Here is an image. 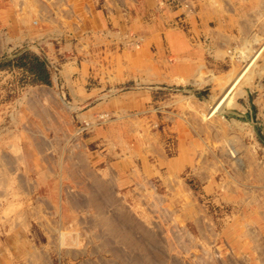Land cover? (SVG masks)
<instances>
[{
	"label": "rangeland",
	"instance_id": "obj_1",
	"mask_svg": "<svg viewBox=\"0 0 264 264\" xmlns=\"http://www.w3.org/2000/svg\"><path fill=\"white\" fill-rule=\"evenodd\" d=\"M13 1L0 51L6 37L19 39L18 21L63 24L53 22L51 0ZM152 5L136 22L124 12L118 36L103 34L128 42L130 58L105 45L108 56L83 63L79 43L46 31L0 54V264H28L31 245L49 264H264V0ZM207 28L225 45L220 63L210 50L199 77L171 71L178 57L197 56L194 32ZM20 34L33 39L29 29ZM154 43L166 60L157 45V57L145 55ZM38 119L47 126L35 132ZM101 180L114 201L103 213L89 204L107 201ZM103 216L137 242L113 237Z\"/></svg>",
	"mask_w": 264,
	"mask_h": 264
},
{
	"label": "crops",
	"instance_id": "obj_2",
	"mask_svg": "<svg viewBox=\"0 0 264 264\" xmlns=\"http://www.w3.org/2000/svg\"><path fill=\"white\" fill-rule=\"evenodd\" d=\"M10 1L14 3L13 0H10ZM10 1L9 0H0V27L2 24L8 23L9 13L13 12L12 10L10 11V9H8V6H9L8 4L10 3ZM145 6H151L152 7L153 6L152 0H51L52 9L55 13L58 14V16L53 17V22L57 23V22L61 21L63 24H60L56 28L52 29L51 27H48V28L42 27L41 28V26H38L35 22H32L30 24V27H27V26H29L28 25L29 23H26L27 26H25L23 23L18 21L17 22L18 26H17L16 31H17V34L19 36V39L17 40V42H16V40H11L10 42H8L7 37H6L5 38L6 43L4 42V48H3V50L0 51V54L5 53V51L7 50V47L10 44L14 45V46H17V45L22 46L25 43L32 44V43H34V40L35 41L37 40V38H35V35H36L35 32L36 31L38 33L39 32L42 33L43 31H46V32H44V34L48 35L49 37H51V35L52 36L53 35L54 36L60 35L61 34L60 32H63V36H60V37H61V40L63 39V44L65 46H70V44H72V43L73 44L79 43L78 48L76 47L77 49L75 51L76 55H78V57L76 59L83 62V63L84 62L87 63V62H91L94 60L96 61L98 59H101L102 55L106 53V52H103V46H105V45H109V46H111L112 49H115L117 51V53H115L116 51L113 50L114 51V52H112V54H113L112 56H114L113 58L117 57L116 55H118L120 58H124L122 56L127 55V57L130 58L131 56H134V52L133 53H127L128 51L129 52L133 51V50L132 51L130 50L132 47H129L128 42H126L124 40L121 42L115 41V39L112 38L113 41H111V43H108L104 40L103 34H104V32H106L107 34H111L112 36L113 35L118 36L120 31L124 32V27L126 26V24H125L126 20H125L124 12L127 11L129 14H131L133 17V21L136 22L138 20V19L136 20V18L139 16V14H141L142 12L144 13ZM7 14H8V17L6 16ZM72 14H75L76 15L75 17H77V14H79V21L73 22L72 21L73 17H71ZM5 20H8V21H5ZM130 21L131 20L129 19V22ZM239 26L242 27L241 23H239ZM20 29L31 30L33 32V34H31L33 39L31 41L29 39L28 40L22 39L21 34H20ZM225 29H226L225 27L222 28L223 31H225ZM204 32L205 33H203V32L201 33L200 30L194 32V34H196L198 37L197 38L198 41L193 39V41L196 43V45L194 44L195 45L194 46L195 47L194 48V50H195L194 54H197V56H195L193 58L192 56H189V55H187V53H185L182 57H178L176 59L177 64L172 66L171 71H173V69H175V72L179 73V72H177V70H185L183 73L186 72L187 74H184V76L188 75L190 79H192L193 77H195V78L199 77L200 71L202 69H204V67H202V66H203V63L205 62V57L207 56V53L210 50L212 52V55L214 56L213 60L219 62L216 58L217 54L220 53V51L218 49L225 47V45H224V43H221V41L218 38L213 40L211 37H209V35H215L216 32L213 29L207 28V30H205ZM201 34L203 36L205 34H207L205 42H204V44L207 46L206 49L204 47L205 45L200 40L201 37H203ZM216 35H217V33H216ZM218 35H221V34H218ZM209 39H211V40H209ZM59 40H60V38H59ZM230 41H232V40H230ZM188 42H191V40L189 39ZM48 44H51V43H48ZM156 45L159 48V57H160L159 60L163 61V57H164L163 55H165V54H166V56L164 59L166 60L167 49L164 47V44L162 45V43H157V44L154 43L153 45H151L150 49L144 47L146 50L145 55H148V56H151V55L154 56L155 55L157 57L158 52L157 53L153 52V50L155 51V49H156L155 48ZM211 48H213V49H211ZM200 49L204 50L205 53L199 52ZM50 52H51V50H50ZM50 52H49V54L51 55ZM107 54H108V52L106 53V55ZM186 62H187V64H186ZM158 66H159L158 67L159 74L157 76H158L160 82H162V80L166 79L169 75L165 70V69H167V67L165 65H162L160 62ZM219 68H220V65H219ZM171 73H173V72H171ZM88 75H89V73H88ZM67 115L69 116V114H67ZM66 120L69 121V128L68 129L65 128V130H64L63 135H64L65 140L71 135V126H72L71 119L65 118L64 121H66ZM34 124L35 125H33V130L35 132H37L36 129H34L36 126H37V128L41 127V126L42 127L47 126L43 123H40L39 119L37 120V123H34ZM49 128L51 129V127H49ZM34 140L36 141V139H34ZM32 158H33V160L31 161V167L33 169L35 168L37 173H39V170L36 169L35 164H34V156ZM41 171L44 172L43 170H41ZM44 230L48 232V229L45 228ZM50 232H51V230H50ZM48 234L51 236V234L49 232H48ZM30 249H27V252L25 255V258L29 262L28 264H49L48 258L46 256V254L44 253L45 251L40 249L38 246L34 247V245H31ZM31 255H34V256L32 257ZM29 257H31V258H29ZM36 257H39V259ZM32 258H33V260H32Z\"/></svg>",
	"mask_w": 264,
	"mask_h": 264
},
{
	"label": "bare ground",
	"instance_id": "obj_3",
	"mask_svg": "<svg viewBox=\"0 0 264 264\" xmlns=\"http://www.w3.org/2000/svg\"><path fill=\"white\" fill-rule=\"evenodd\" d=\"M87 16V15H86ZM6 27V26H5ZM7 28V27H6ZM6 31V30H5ZM5 33V32H4ZM112 33V32H111ZM8 34V33H7ZM9 36H11V34L9 35ZM132 36V35H131ZM250 37V36H249ZM8 39H9V37H8ZM118 39V38H117ZM138 39V38H137ZM3 42V41H2ZM2 42L0 41V46H2ZM9 42V41H8ZM245 42V41H244ZM6 43V42H5ZM246 43V42H245ZM15 44V43H14ZM69 44V43H68ZM122 50V49H121ZM219 50V49H218ZM228 50V49H227ZM222 52H223V49H222ZM224 53V52H223ZM245 53V52H244ZM106 54V53H105ZM107 56V55H106ZM116 56H118V55H116ZM127 56V55H126ZM232 57V56H231ZM116 60V59H115ZM126 60H127V58H126ZM129 60V59H128ZM253 60V59H252ZM118 61H119V59H118ZM117 63V62H116ZM119 63V62H118ZM124 67V66H123ZM117 69H118V67H117ZM120 69V68H119ZM117 71V70H116ZM198 71V70H197ZM144 72V71H143ZM118 73V72H117ZM200 74V73H199ZM203 74V73H202ZM126 75V74H125ZM201 75V74H200ZM115 76V75H114ZM240 76V75H239ZM238 76V77H239ZM110 77H113V76H110ZM116 77H117V75H116ZM120 77H121V75H120ZM237 77V76H236ZM124 78V77H123ZM239 79V78H238ZM233 82V81H232ZM233 84V83H232ZM235 85V84H234ZM236 87V86H235ZM77 92V91H76ZM131 93V92H130ZM224 100H225V98L222 100V101H220V103L219 102H217V104L214 106V108L212 109V111H211V115L212 114H214L216 111H217V109L223 104V102H224ZM65 110V109H64ZM54 114V113H53ZM57 114V113H56ZM210 114V113H209ZM55 116V115H54ZM57 116V117H56ZM55 117L56 118H58V117H60L59 116V114L58 115H56ZM118 116V115H117ZM102 117V116H101ZM98 118V117H97ZM58 119H60V118H58ZM63 120H61V122H62ZM60 122V121H59ZM66 122V121H65ZM104 122V121H103ZM56 123V122H55ZM62 124V123H61ZM55 125V124H54ZM64 125H65V123H64ZM55 127V126H54ZM137 128V127H136ZM63 129V127L61 128V130ZM59 131V130H58ZM64 131V130H63ZM79 131V130H78ZM134 131V130H133ZM72 133V132H71ZM117 133V132H116ZM29 134V133H28ZM111 143V142H110ZM110 146V145H109ZM113 148V147H112ZM74 156V155H73ZM72 155H70L69 156V158L71 159V157H73ZM233 156V155H232ZM237 156V155H236ZM67 161H70L69 159L67 160ZM80 161V160H79ZM73 162H71V164H72ZM81 163L82 164H84L82 161H80V166H82L81 165ZM75 165L77 166V163H75ZM78 167V166H77ZM134 171V170H133ZM69 172H71V171H69ZM83 172V171H82ZM97 178V177H96ZM99 180V179H98ZM102 182H100V181H97V188H98V190L100 191L101 190V194L102 195H104L107 199H105V200H107V201H90L89 202V204L90 205H92L93 207H94V209L96 210V211H100V213H103L102 212V210H104L103 209V205L104 204H106V203H110V202H113L114 203V201H110V200H112L113 198H111L110 196L108 197V196H106L107 195V191H110V187L105 183V182H103V180H101ZM139 184V183H138ZM106 192V193H105ZM99 195V194H98ZM111 195V194H110ZM100 196V195H99ZM101 198V197H100ZM102 198H103V196H102ZM96 200V199H95ZM84 202V201H83ZM86 202V201H85ZM88 203V202H87ZM86 203V204H87ZM79 204H82V203H79ZM117 204V203H116ZM116 204H114V205H116ZM113 205V204H112ZM113 205V206H114ZM76 206V205H75ZM77 206H78V204H77ZM82 206H84V205H82ZM84 207H86V206H84ZM76 208H79V206L78 207H76ZM39 211V210H38ZM105 216H106V213H105ZM102 221H103V224L102 225H104V226H108L109 228H110V230L109 231H111V235L113 236V237H116V238H119V239H121V241L123 240V244H124V242H126V243H131V242H137V241H135L134 239H131V237L129 236V235H127V234H125V235H123V234H121V231H119V229L117 228L118 226H116L115 224H114V218H112V217H109V216H107V217H104L103 216V219H102ZM101 223V222H100ZM122 226H124V225H122ZM107 227V228H108ZM59 228V227H58ZM62 228V227H61ZM100 229H101V227H99ZM106 228V227H105ZM106 228V229H107ZM124 228V227H123ZM122 228V229H123ZM60 230V229H59ZM123 230H125V228L123 229ZM57 231V230H56ZM61 231V230H60ZM125 231H127V230H125ZM129 233V232H128ZM131 233V232H130ZM63 234V233H62ZM60 235V234H59ZM130 235H132V233L130 234ZM104 236V235H103ZM106 236V235H105ZM108 236H109V234H108ZM107 237V236H106ZM111 238V237H110ZM132 238H133V236H132ZM118 239V240H119ZM60 240V239H59ZM132 240H134V241H132ZM120 241V240H119ZM105 242V241H104ZM60 243V242H59ZM125 243V244H126ZM139 243V242H138ZM61 244H62V242H61ZM134 244V243H133ZM110 245V244H109ZM139 245V244H138ZM141 245H144V244H142L141 243ZM140 245V246H141ZM56 246H57V243H56ZM59 246V245H58ZM128 246H129V244H128ZM136 246V245H135ZM140 246H138V247H140ZM63 247V246H62ZM70 248V247H69ZM33 249V248H32ZM35 249V248H34ZM72 250V249H71ZM68 251V250H67ZM37 252V251H36ZM39 254V253H38ZM30 255V254H29ZM37 255V254H36ZM25 256V255H24ZM32 257L34 256V255H31ZM29 258H31V257H29ZM36 258H38L39 259V257H36ZM32 260H33V258H32ZM36 261V260H35ZM150 262V261H149Z\"/></svg>",
	"mask_w": 264,
	"mask_h": 264
}]
</instances>
